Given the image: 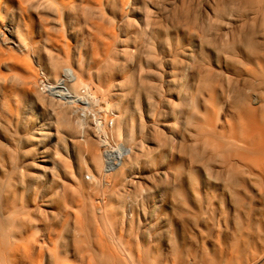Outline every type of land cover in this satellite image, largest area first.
<instances>
[{
	"label": "rangeland",
	"instance_id": "rangeland-1",
	"mask_svg": "<svg viewBox=\"0 0 264 264\" xmlns=\"http://www.w3.org/2000/svg\"><path fill=\"white\" fill-rule=\"evenodd\" d=\"M15 1L0 0V49L31 65L34 74L44 73L48 88L41 95L35 83L23 82L21 65L0 64L2 191L11 188L29 210H40L44 222L52 223L57 229L63 220L62 213L56 210L62 199H76L79 204L99 197L109 198L111 192L118 200L121 198L127 218L122 234L148 243L150 257L159 259L157 264H208L214 256L235 257L232 243L238 232L233 199L222 195L217 183L198 166L188 163L187 152L184 155L178 152L187 127L178 124L175 140L161 126L174 124L173 116L189 109L185 95L190 90H200L202 69L208 70L210 83L217 87L218 102L223 101L220 88L225 91L235 87L242 94L244 81L238 76L242 74V61L248 56L245 38L262 41L257 23L249 17V0H130L132 10L127 13L130 23L127 27L118 22L119 13L104 5L98 21L115 33L114 66L107 68L108 71L102 56L95 53L94 35L81 22L63 20L62 27L41 23L39 18L47 20V14L39 10L21 14ZM29 2L25 3L26 8L31 6ZM16 37L22 39L20 43ZM123 48L128 53L124 54ZM57 59L64 64L54 74L50 65ZM66 68L87 82V91L91 92L88 93L93 95V101L97 100L94 103L97 116L103 117L106 112L109 115L108 126L115 118L114 113L118 115V121H113L117 137L104 139L88 108L76 111L57 102ZM70 79L69 84L73 83ZM118 86L124 96L116 95ZM77 87L74 90L81 88ZM201 92L200 97L205 98L206 94ZM82 106L77 103L78 108ZM60 112H65L63 118ZM78 121L82 122L81 127ZM92 143L101 154L102 169L106 161L104 151L114 154L122 146L132 151L123 158L121 173L119 169L105 177L107 186L91 167L88 150ZM160 143L167 145L164 148ZM42 159L47 162L40 163ZM39 165H44L46 171L38 170ZM192 175L196 181L191 179ZM76 180L81 181L82 191L78 192ZM242 182L244 207L255 208L251 233H256L252 236L256 242L258 233L264 235V211L259 209L261 188L258 189L254 180L244 178ZM191 188L205 200L198 204ZM181 190L188 196L181 197ZM115 196L109 199L114 200ZM180 199H188L186 205L193 212L190 217L180 214L183 204ZM47 204L52 206L53 214ZM256 224H261L260 228ZM112 230L111 234L121 231ZM109 232L107 229L110 237ZM74 235L67 229L56 238L63 245L64 240L72 242Z\"/></svg>",
	"mask_w": 264,
	"mask_h": 264
},
{
	"label": "bare ground",
	"instance_id": "bare-ground-1",
	"mask_svg": "<svg viewBox=\"0 0 264 264\" xmlns=\"http://www.w3.org/2000/svg\"><path fill=\"white\" fill-rule=\"evenodd\" d=\"M28 1H30L29 5L31 6L26 8L24 5ZM15 2L18 12L21 14L33 10H39L47 14L49 21L48 19L39 18L41 23L48 22V24L51 23L57 27H62L63 20L72 21L75 24L81 22L84 28L95 37L96 55L102 56L106 63L104 65L106 69L109 67L112 69L114 66V51L112 49L115 33L112 28H104L98 20H100L104 5H107L114 12L119 13L118 22L124 23L125 27L129 26V14L127 13L132 10L130 0H17ZM248 11L249 17L253 21L255 20L254 23H257V30L262 41L256 42L250 37H248L250 39L245 38L248 56L242 61V74L238 76L244 81L242 82L244 85L242 94L236 89L234 90L235 87L227 88L225 91L220 88L223 101L221 103L218 102L217 87L210 83L209 76L206 73L208 70L202 69L204 78L202 80L203 84L200 85V90H190L188 95H185V101L188 100L189 102V109L186 112L176 113L173 116L174 124L167 123L161 126L175 140L176 133L174 131H176L178 124H184L187 127L185 139H180L178 152L183 155L187 152L188 163L192 166H198L205 176L208 175L212 181L217 183L218 190H220L222 195L225 194L229 196V199H233L237 220L235 231L238 232L236 238H234L235 242L233 241L234 243H232V252L235 257L214 256L209 259L208 264H264V235L258 233L256 236L257 241L255 242L252 236L256 233L253 235L251 233L255 226V208L244 207L246 203L242 202V180L244 178L254 180L258 189L259 187L261 188L259 196L262 199V203H260L259 209L264 211V0H249ZM115 16L117 17V15ZM41 29L47 30L45 28ZM258 33L255 34L258 35ZM0 36H2L1 32ZM46 37L48 38V35L45 33ZM252 37L255 36L252 35ZM21 40L16 37L18 43ZM22 46H24V42ZM122 52L126 54L128 49L123 48ZM2 62L12 66L21 65L23 82L28 84L35 83L38 93L44 95L46 88H48V79L44 73L37 72L34 74L31 65L24 60L18 59L14 53L0 49V64ZM63 64L64 61H58L57 59L56 62L50 65V71L55 74ZM104 66L99 67L104 69ZM76 70L79 73L81 72L79 67ZM99 70L97 71L100 72ZM73 73L69 68L63 70L62 77L64 78L60 80L62 93L58 94L59 99L57 102L67 105V107L75 108L76 111H85L88 108L91 114L93 112V119L98 133L102 134L104 139L108 138L107 136L117 137V135H114L116 131L114 123L118 121V115L114 113L115 118L113 117L114 120L111 119L112 123L110 126L107 125L106 119L109 115L107 116L108 113L106 111V115L103 117L97 116V111L94 108L96 106L94 103L97 100L93 101V95L88 93L90 91H87V82L81 81L79 76L73 75ZM70 77L73 83L69 84L68 79ZM77 85L81 86V88L74 90ZM82 88L83 92L81 91ZM202 90L206 94L205 98L200 97ZM116 95L118 97L124 96L119 86ZM76 102L82 104L85 108L83 106V108H78ZM225 107L226 110L224 111ZM65 112H60L62 118ZM96 118H98L97 121ZM77 123L79 127L83 125L81 121ZM154 125L157 124L155 123ZM67 129L72 131L70 125H67ZM168 140L170 141V139ZM158 143L157 145H159ZM92 144L88 150L91 167L99 177H102L101 183L103 182L102 184L107 186L109 183L105 180V177L111 172L122 168L123 158L132 151L123 146L119 147L114 154L104 151L106 161L103 162L104 168L102 169L101 154L100 152V155L98 154L97 147L94 146V143ZM162 144L164 148L167 145L166 143V145ZM162 144L161 146H163ZM46 162L45 159L40 161V163ZM157 166L159 167V165ZM37 169L43 172L46 171L44 165H39ZM120 170L118 173L122 172V169ZM191 179L196 181V176L192 175ZM76 183L78 192L82 191L81 181ZM98 184L96 187H98ZM102 184L100 187H102ZM0 190L2 191L1 187ZM108 190L112 191L110 187ZM190 192L193 195L196 194L198 204L204 198L201 197L199 192L194 191L193 188H191ZM109 193L111 194V192ZM110 194L109 196H112L111 198L113 199L114 193V196ZM182 194L188 196V193L186 194L183 190L179 192L181 197ZM210 196L214 198L213 193ZM100 198L79 204L76 203V199H62V203L57 204L56 210L57 212L59 211V214L62 213L63 220L57 229L52 223L44 222L40 210L37 208L29 210L23 200L19 199L11 188H6L0 193V264H157L159 259L153 256V258L150 257V246H148V243L139 241L136 238L125 237L122 234L127 218L123 211V204L119 201L121 198L119 200L117 197L114 200L108 197L106 199ZM180 200L183 201L179 210L180 214L190 217L193 212L186 205L188 199ZM45 206L50 209L49 212L51 213L52 206L50 204ZM40 219L43 221L41 222ZM260 225L256 224L259 228ZM115 228H119L121 231L111 234L112 229ZM67 229L75 233L72 242L64 240L62 241L63 245H60V240L56 237H60L62 231ZM107 229L110 231V237L106 233Z\"/></svg>",
	"mask_w": 264,
	"mask_h": 264
}]
</instances>
